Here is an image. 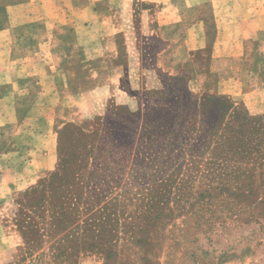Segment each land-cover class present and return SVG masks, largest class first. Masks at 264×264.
I'll return each mask as SVG.
<instances>
[{
	"label": "rangeland",
	"instance_id": "rangeland-1",
	"mask_svg": "<svg viewBox=\"0 0 264 264\" xmlns=\"http://www.w3.org/2000/svg\"><path fill=\"white\" fill-rule=\"evenodd\" d=\"M20 1L0 0V31L13 26L0 33V77L18 80L0 94V264H264V0H101L79 31L52 35L21 18ZM49 37L51 48L40 46ZM35 71L36 92L56 97H19V78ZM202 96L263 116L242 133L253 148L243 160L230 153L220 163L222 152L213 163L212 144L192 165L183 128L199 125L200 101L189 97ZM61 141L70 164L52 177ZM79 159L84 186L72 177ZM236 167V177H219ZM163 178L164 215L147 220L140 195ZM98 179L111 193L91 199L85 191ZM79 192L91 200L77 203ZM179 192L192 194L189 203ZM116 195L112 243L92 247L100 216L91 214ZM182 203L197 213L176 216ZM69 204H78L73 222L58 223ZM129 212L139 217L123 227Z\"/></svg>",
	"mask_w": 264,
	"mask_h": 264
},
{
	"label": "trees",
	"instance_id": "trees-1",
	"mask_svg": "<svg viewBox=\"0 0 264 264\" xmlns=\"http://www.w3.org/2000/svg\"><path fill=\"white\" fill-rule=\"evenodd\" d=\"M188 94H191L189 90L186 91ZM189 99L192 102H198L200 101V108H202L201 113H202V118L200 120V123L198 126H196V123L198 122L197 119L192 118L190 120L189 124L186 125L183 128L184 132V139L187 140L188 144L191 145V147H194L191 149L189 152L192 154L191 158L193 160L192 165H194V157L198 155H202L205 150L210 149V147L213 144V152L214 154L211 155L212 157L215 158L214 162L215 164L220 163H225L226 164V159L231 153L230 159H234L236 156H239L241 160L244 159V156L247 154V152H250L251 148L249 146V142H246L244 135L245 127L250 126L253 123V119H261L263 116H250L247 112L246 109H240L238 106H234V104L231 102V100L228 97L225 96H202L197 99ZM189 116V112H187V118ZM209 116V118H208ZM255 127L260 130L262 127V124L260 121L256 120ZM236 130L240 136L235 137V134H233V131ZM257 130V131H258ZM261 145V142H257L254 148L259 149V146ZM172 147H175V144H171ZM66 151L67 148L65 147L64 143L61 141L60 146H59V167L60 169L57 172H54L51 174L53 177L54 175H61V173L68 168L70 164V157L67 154L66 156ZM226 154V158L224 160H220L218 162V157L220 156L221 153ZM186 157L184 155V159L182 162H186ZM84 159H79V164L76 169H74L75 174H72V177L74 179V183H82L84 180V172H85V164H84ZM190 167V166H189ZM234 170L232 173H227L226 175L219 174V177H224V179L229 178L231 175L232 177H236L239 173L242 172V167H236L233 168ZM61 172V173H60ZM79 174V175H76ZM56 176V177H57ZM51 177V178H52ZM55 177V178H56ZM196 178V176H190ZM69 178V177H68ZM71 179V178H70ZM212 180H215V177L211 178ZM72 180V179H71ZM165 179H161L158 183L151 184L153 185V188L149 191H146L142 195H140V198L142 201L147 202L149 206V212L145 215V218L147 220H156L159 218L161 215H164V204L163 202H167L168 198L170 196V192L166 189L163 188L162 190H159L158 187L164 183ZM52 182V180H49V183ZM98 182V185H97ZM86 183H82L84 186ZM224 189L229 190V185H226L224 182H222ZM109 185V181H106L105 179L101 180L98 179L96 180V183L89 188V191L86 189V194L91 195V199L94 197L95 199L106 197L108 192L111 193V190L106 189L105 187ZM147 187L148 189L151 187ZM75 187V186H74ZM79 187V186H78ZM42 190H45V187L41 188ZM99 189L102 190V192H99ZM39 188H34L31 190L30 193L37 192ZM80 191L84 192V189H79ZM77 191V190H76ZM104 191V192H103ZM80 193V192H79ZM74 196V193L70 192V195H66L65 197L70 200ZM174 196H178L179 200L184 199L185 202L189 203V197L192 196V194L189 193H175ZM200 196V195H199ZM139 196L138 198L131 197V204L133 207L137 204L138 200L140 199ZM90 198L85 197L83 193H80L77 197V203H79L82 200L89 201L91 200ZM118 199V195L112 196L109 201L106 202V204L103 207H100L96 211H94L91 215H99V221H98V226L95 228L98 230V236L96 238V241H92L90 243V246H98L101 248L104 243L109 242L112 243V239H108L107 233L111 231L112 228H115V221L117 219L116 216V206H115V201ZM125 200V199H124ZM96 201V200H95ZM126 202V201H124ZM78 204L74 206L68 205V209H62L61 216L58 215L57 221L58 223L62 224L66 218L69 219V223L73 222V218L71 215H69L73 209H77ZM186 203H182L181 205L177 206L175 209L177 210L176 216H179L183 213L185 215L191 214L194 215L197 213V210H195L193 207H186ZM86 210H92L94 208V205H89L88 207H84ZM103 210L100 211V210ZM75 211V210H74ZM54 216L57 215V212L53 213ZM69 216V217H68ZM124 220V225L123 227L126 226H132L135 223L134 218H138L139 215L136 213L129 212L125 216ZM86 220H85V227H92L94 222L88 223L86 226ZM68 224H63L61 228H66ZM27 227H31V224L27 225ZM133 227V226H132ZM21 228L23 226L21 225ZM78 228V227H76ZM93 229V231H95ZM76 230L71 231L70 233L67 234L69 237L70 234H74ZM112 231L109 233L111 234ZM23 234L26 235L25 230L23 231Z\"/></svg>",
	"mask_w": 264,
	"mask_h": 264
},
{
	"label": "crops",
	"instance_id": "crops-1",
	"mask_svg": "<svg viewBox=\"0 0 264 264\" xmlns=\"http://www.w3.org/2000/svg\"><path fill=\"white\" fill-rule=\"evenodd\" d=\"M101 0H21L20 4L18 6L20 16L21 18L30 19L31 21H36L35 23H38V31L44 33V34H53L59 32L61 29H68L67 32L76 33L77 30L79 31L80 28L83 26L82 18L85 19L86 12L90 8V4H93L95 2H99ZM11 12V7L8 8V12ZM25 11V12H24ZM261 13H264V8L260 9ZM85 15V16H84ZM83 16V17H82ZM94 16V15H93ZM99 16V15H97ZM100 17V16H99ZM78 18H81L80 24L76 26V21ZM11 29H13V26L5 27L0 33L2 32H11ZM36 29V30H37ZM51 41V42H50ZM49 42V43H47ZM43 41L40 43V46L43 44L44 47L51 48L52 45V38L49 37V41ZM43 63L49 65V67H52L51 63L52 61L44 60ZM34 69H37V66H33ZM32 68V67H31ZM1 74V73H0ZM3 74V73H2ZM34 72H31V75L28 77H20L19 79H22L19 81V97L22 98H30L32 96L36 97L39 96V99H42V96H45V98L56 97L57 94L52 91L48 90L46 88L39 89V92L37 90L36 84L42 83V79L39 82L38 77L35 76ZM2 78L0 77V94L2 93V87L6 83V81H2ZM18 80L16 81H7L13 84H17ZM3 84V85H2ZM35 88V89H34ZM45 90V92H44ZM36 92V93H34ZM34 94V95H33ZM7 96H4L3 99L7 98ZM38 99V100H39ZM53 102H49V104H52ZM33 105V104H32ZM34 107V106H33ZM47 107H50V105H47Z\"/></svg>",
	"mask_w": 264,
	"mask_h": 264
}]
</instances>
